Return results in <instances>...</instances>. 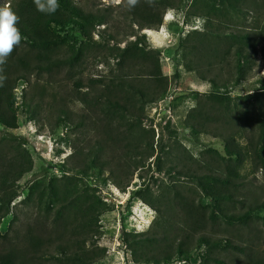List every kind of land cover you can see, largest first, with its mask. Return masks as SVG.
I'll return each mask as SVG.
<instances>
[{
  "label": "trees",
  "instance_id": "obj_1",
  "mask_svg": "<svg viewBox=\"0 0 264 264\" xmlns=\"http://www.w3.org/2000/svg\"><path fill=\"white\" fill-rule=\"evenodd\" d=\"M82 1L87 0H58L59 7L54 14L38 11L34 0H15L7 8L17 17L15 27L19 31L20 42L13 47L6 62L0 65V77H3L0 79V122L9 129L18 127L16 90L21 83H28L29 77L52 76L59 71H68L67 74L73 78L78 90L102 88L104 91L100 95H94L92 101L81 99L89 112L78 124L69 108L70 103L68 105L64 101L59 109L58 120L61 126L71 132L88 130V124L92 125L91 129L94 131V148L86 150V153L81 151L85 158L81 155L80 159H74L73 163L77 167L73 169L82 167L88 161L96 169L110 170L116 186L125 192L134 174L155 154V132L145 131L151 134L148 141L144 135L134 138L132 131L143 125L146 118L144 106L157 102L166 94L169 86L168 78L162 73L160 55L145 50L147 37L138 36V31L155 30L163 26L164 6L168 4V0H138L134 6L128 0H123L118 6L122 21L115 19L118 12L112 9L90 10ZM220 1L229 5L234 13L245 14L239 7L245 0ZM207 26H210V21ZM98 30L99 41L95 39ZM222 35L226 47L223 52L224 60L221 62L232 55L236 61L237 78L235 81L229 78L220 85L217 76L209 80L204 77L202 80L208 81L217 91L203 99L191 111L187 124L197 135H213L222 140L226 144L227 158L219 159L215 175L211 170L209 174L202 175L190 168L180 170L174 166L167 169L169 174L191 180H202L204 177L214 180V188H204L206 197L212 204L209 208L198 200L196 205L195 198H188L180 192L167 198V208L178 210V214L181 211V216L177 213L175 217L165 216V223L157 238L146 234L127 235L123 239V244L136 264H172L175 261L188 264L195 256H201V261L194 264H264V248L256 251L242 243L240 236H237L239 231L235 230L236 225L247 227L254 218L264 225V217L260 215L264 212V201L247 204V199L240 198L247 190L245 184L239 182L243 180V176L236 167V164L243 163L244 157L238 138H247L254 169L264 176V84L253 89V93L248 92L246 96L230 95L231 90L244 82L246 71L255 67L256 61L252 59L260 54L264 59V27ZM132 38L136 40L130 41ZM203 39L209 41L205 37ZM104 42H115L117 46L126 44L123 49L117 48L115 53L117 71L121 75L111 81L90 78L87 83H83L81 78L85 64L92 57L98 58L95 52L107 51L104 49ZM208 47L209 43L203 48L194 46V49H197L203 59L205 55L200 51L205 48V51L215 55L212 58L215 61L217 56L219 58L218 50L214 46L210 49ZM208 64V71L211 73L214 63L209 61ZM189 71L196 70L189 68ZM175 77L178 78V74ZM222 90L230 92L223 93ZM236 98L243 99L236 104ZM24 100L28 120L39 121L41 105L35 99L29 102L26 95ZM224 128L226 132H233L225 133ZM7 146L13 148L12 144ZM121 152H124L123 158ZM135 155L144 157L137 164L124 162ZM160 160L161 158L158 159L159 162ZM24 166L17 156L12 158L9 166H0L4 168L0 173L1 209L9 208L16 200L17 194L12 185L23 174L30 172ZM158 170L162 171L161 166H158ZM139 196L146 202L141 193H137V197ZM237 204L244 211L236 214L233 210ZM63 209L57 213L55 224L60 223L61 230H58L59 234L55 239L31 233L25 248L1 252L0 264H44L46 259L53 264H95L100 257L77 243L80 235L88 240L91 231H86L84 226L81 233L76 231L79 229L70 230L63 218ZM180 218L182 223L177 221ZM209 218L212 221L216 218L224 220L230 226L228 234L219 236L215 233L210 227ZM237 255L243 259L236 261ZM229 256H232L231 263L226 259Z\"/></svg>",
  "mask_w": 264,
  "mask_h": 264
},
{
  "label": "rangeland",
  "instance_id": "obj_2",
  "mask_svg": "<svg viewBox=\"0 0 264 264\" xmlns=\"http://www.w3.org/2000/svg\"><path fill=\"white\" fill-rule=\"evenodd\" d=\"M14 1L0 0V8H8ZM81 3L90 10L112 9L118 12L115 19L123 20L118 9L123 0H87ZM239 7L245 14L234 13L229 5L220 0H168V4L164 6L163 26L155 30L138 31V36L147 37L145 50L160 55L162 73L168 78L169 86L166 94L157 102L144 106L146 118L143 125L132 131L134 138L144 135L148 141L151 134L145 131H154L155 154L134 174L125 192L116 186L110 170L96 169L88 161L82 167L73 169L77 167L73 161L77 157L80 159L81 151L86 153V150L94 148V131L91 129L92 125L88 124V130L71 132L61 126L58 120L59 109L64 101L65 104L70 103L69 108L78 124L89 112L81 99L92 101L94 95H100L104 90H78L73 78L67 74L68 71H59L52 76L35 75L29 77L28 83L19 85L15 106L18 127L9 129L0 122V166H9L12 158L17 156L19 162L24 163V169H30V172L23 174L17 183L11 184L17 194L11 206L1 209L0 204V253L25 248L31 233L55 239L59 234L58 230H61V224H55L57 213L64 208L62 215H65L63 218L70 230L79 229L76 231L81 233L84 226L86 231H91L88 240L80 235L77 243L100 257L95 264H136L123 244V239L127 235L146 234L157 238L165 223V216L175 217L178 214V210L167 208V198L180 192L188 198H195L196 205L199 200L202 205L210 208L212 201L206 197L204 188H214V180L206 177L191 180L169 174L167 169L174 166L180 170L190 168L202 175L209 174L211 170L215 175L219 159L227 158L226 144L222 140L213 135L195 134L188 127L187 119L203 99L217 91L208 81L202 80L204 77L209 80L217 76L220 85L229 78L231 81L237 78L233 56L230 55L225 62H221L224 60L223 52L226 47L222 34L264 27V0H245ZM247 10L249 12L246 13ZM208 21L210 26L206 27ZM99 36L98 30L95 36L98 41ZM207 43L208 49L214 46L218 50L219 58L217 56L215 61L212 59L215 55L210 51L206 52L205 48L200 51L205 55L203 59L197 49H194V46L203 48ZM125 46L126 44L117 46L112 42L105 45L104 49L107 51L95 52L98 58L88 59L84 66L81 78L83 83H87L90 78L111 81L120 76L115 53L117 48L123 49ZM209 61L214 63L211 73L208 71ZM252 61H256L255 67L246 71L244 82L231 92H221H230L232 97H239L260 88L264 84V59L260 54ZM189 68L196 71H189ZM176 74L178 78L175 77ZM24 95L29 102L35 99L41 105L39 121L28 120ZM67 99L69 102L65 101ZM241 99L243 98H236L234 102L241 103ZM224 129L225 133L233 132H226V128ZM238 140L244 157L241 165L235 164L243 176V180L239 182L244 183L247 190L240 198L247 199V204L264 201V176L254 169L248 139L240 137ZM7 144H12L13 148H7ZM123 155L124 152H121L122 158ZM143 157L135 155L124 162L137 164ZM158 166H161L162 171L158 170ZM3 170L4 168H0V173ZM137 193H141L146 202L140 196L137 197ZM242 211L244 208L238 204L233 210L236 214ZM260 215L264 217V212ZM178 216H181V211ZM210 218V227L215 233L219 236L228 234L230 226L224 220L216 218L212 221ZM177 221L182 223V218ZM235 230L239 231L237 236H240L242 243L256 251L264 248L262 221L254 218L247 227L236 225ZM237 257L236 261L243 259L240 255ZM226 259L231 263L232 256ZM49 261L46 259L44 264H53ZM200 261L201 256H195L188 264ZM172 264L187 263L175 261Z\"/></svg>",
  "mask_w": 264,
  "mask_h": 264
},
{
  "label": "clouds",
  "instance_id": "obj_3",
  "mask_svg": "<svg viewBox=\"0 0 264 264\" xmlns=\"http://www.w3.org/2000/svg\"><path fill=\"white\" fill-rule=\"evenodd\" d=\"M37 10L46 14H54L58 7V0H34ZM134 6L138 0H128ZM17 17L6 7L0 9V65H3L11 54L13 47L20 42V34L15 27ZM3 79V77H0Z\"/></svg>",
  "mask_w": 264,
  "mask_h": 264
},
{
  "label": "bare ground",
  "instance_id": "obj_4",
  "mask_svg": "<svg viewBox=\"0 0 264 264\" xmlns=\"http://www.w3.org/2000/svg\"><path fill=\"white\" fill-rule=\"evenodd\" d=\"M167 20H169V17H168V19Z\"/></svg>",
  "mask_w": 264,
  "mask_h": 264
}]
</instances>
